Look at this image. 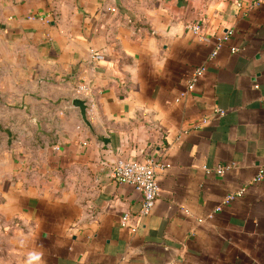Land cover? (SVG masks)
<instances>
[{"label":"crops","instance_id":"0c3cea01","mask_svg":"<svg viewBox=\"0 0 264 264\" xmlns=\"http://www.w3.org/2000/svg\"><path fill=\"white\" fill-rule=\"evenodd\" d=\"M251 4L0 0L11 114L40 137L0 155V264H264V2ZM121 159L162 165L147 215L112 177Z\"/></svg>","mask_w":264,"mask_h":264},{"label":"built area","instance_id":"2783aa9c","mask_svg":"<svg viewBox=\"0 0 264 264\" xmlns=\"http://www.w3.org/2000/svg\"><path fill=\"white\" fill-rule=\"evenodd\" d=\"M264 2V0H252V4L250 6V9L257 8L261 6V4ZM192 30L198 34L201 33L202 28L199 23H196L195 25L191 26ZM232 36V31L226 30L223 32L222 36L218 39L217 43L214 45L211 53H210V60L214 59L221 48L224 46V44L230 40ZM231 51L233 53L240 52V49L232 46ZM91 54V61L96 62L98 59V51L96 49L90 50ZM206 71V68L204 66H201L195 70L193 73L191 82L189 84V89H193L196 85V83L204 76ZM79 90L81 92L87 91L86 85H81L79 87ZM220 114L223 112L218 110ZM205 121V120H204ZM162 168V165L160 163H156L153 160H135V159H121L119 160L113 169L112 177L121 183L128 184L132 186L136 191L142 194L143 196V203L141 207V214L147 215L149 214L153 208L155 207L157 201L159 200L161 196V184L159 181V169ZM228 166H218L214 169H209V171H214L219 175H223L226 170H228ZM262 174V173H261ZM261 174L259 175L261 177ZM259 177V178H260ZM242 191L238 193H233L228 195L224 201L222 202V205H220L216 210H221L223 205H227L231 203L233 200H235L236 196L241 194ZM132 219V215L129 212H125L121 216V225L122 227H130V222Z\"/></svg>","mask_w":264,"mask_h":264},{"label":"rangeland","instance_id":"374dc122","mask_svg":"<svg viewBox=\"0 0 264 264\" xmlns=\"http://www.w3.org/2000/svg\"><path fill=\"white\" fill-rule=\"evenodd\" d=\"M9 74L10 71L7 67L3 69L0 66V155H5L6 157H9L10 154L12 156L15 155V142L18 143L17 153L21 155H24V148H27L30 153L34 152L33 149L24 146L25 139L34 144L35 142H40L39 135L31 133L25 135L23 130H19L22 129V127H19V123L23 126L24 119L19 116L14 119L13 114H11L14 110L23 109V107L16 105V101H8L9 94L12 93L8 87ZM13 96H15L14 93ZM12 120H16V130L15 128H10Z\"/></svg>","mask_w":264,"mask_h":264},{"label":"water","instance_id":"95a60500","mask_svg":"<svg viewBox=\"0 0 264 264\" xmlns=\"http://www.w3.org/2000/svg\"><path fill=\"white\" fill-rule=\"evenodd\" d=\"M74 105L76 107H79L80 108L81 114H82V117H83L84 121L88 123L87 114H86V111H87L86 101L83 100V99H80V98H76L74 100Z\"/></svg>","mask_w":264,"mask_h":264}]
</instances>
